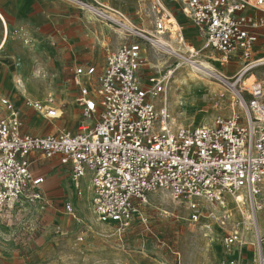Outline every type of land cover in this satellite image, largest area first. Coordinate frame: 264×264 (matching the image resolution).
<instances>
[{"label":"built area","instance_id":"built-area-1","mask_svg":"<svg viewBox=\"0 0 264 264\" xmlns=\"http://www.w3.org/2000/svg\"><path fill=\"white\" fill-rule=\"evenodd\" d=\"M72 1L115 29L123 41L108 52L100 69H74L80 109L74 132L23 133L14 103L0 99V212L22 199L47 204L44 177L35 175L32 166L56 157L69 166L77 197L82 196L81 180L87 179L91 211L100 224L125 230L148 196L160 192L186 205L189 222L206 232L213 226L221 230L227 254L218 264H249L250 256V264H264V236L255 219L264 193V77L247 89V100L237 94L239 112L199 127L176 126L171 117L166 95L173 71L161 74L154 67L153 74L142 78L146 49L154 58L173 56L178 61L174 70L199 63L203 52L217 54L226 66L239 62L241 72L263 68L264 0H146L149 31L134 26L115 7ZM172 6L197 30L199 49L184 42ZM166 40L175 41L177 48ZM27 104L44 119L61 117L52 96ZM245 203L255 234L253 253L229 210L216 211L233 205L243 215ZM64 209L71 213L69 204Z\"/></svg>","mask_w":264,"mask_h":264},{"label":"rangeland","instance_id":"rangeland-1","mask_svg":"<svg viewBox=\"0 0 264 264\" xmlns=\"http://www.w3.org/2000/svg\"><path fill=\"white\" fill-rule=\"evenodd\" d=\"M48 1L55 13L52 24H44L46 18L42 16V37H8L0 51V97L14 100L23 122L22 130L32 134H50L62 128L75 130L80 113L75 105L78 89L73 83V69L83 64L101 66L107 47L121 39L115 29L101 25L72 0ZM75 1L93 4V0ZM95 1L117 8L134 26L150 30L144 12L146 0ZM54 19L61 27L55 28ZM183 38L188 45L200 48L199 39ZM166 41L173 49L177 48L175 41ZM151 53L146 49L147 64L142 78L153 74L154 67L161 74L173 71L166 102L178 126H210L216 116L228 117L239 112L236 96L247 100V89L264 77V67H259L237 79L235 75L242 64L234 61L226 66L220 63L217 54L203 52L198 61L211 57L212 65L232 78L228 82L235 84L233 91L214 79L191 80V65L182 64L174 70L178 61L173 56L160 53L154 58ZM16 77L25 85V96L16 84ZM47 96H52L61 107L60 119L44 120L27 104L43 101ZM32 170L44 177L42 191L47 204H30L22 199L11 210L0 212V250L9 245L16 264H218L226 257L221 230L213 226L211 232H206L200 224L189 222L186 205L168 195L150 194L132 223L125 230H118L97 222L91 211L86 178L81 180L82 196H76L68 165L53 158L37 162ZM259 202L261 209L255 213V219L261 227L260 235L264 236V193ZM68 204L71 213L64 209ZM241 209L243 215L233 205L227 209L216 207L219 212L229 210L239 222L238 228L245 233L246 249L253 253L255 247L250 244H255V234L247 203ZM38 238L41 246L36 242Z\"/></svg>","mask_w":264,"mask_h":264},{"label":"crops","instance_id":"crops-1","mask_svg":"<svg viewBox=\"0 0 264 264\" xmlns=\"http://www.w3.org/2000/svg\"><path fill=\"white\" fill-rule=\"evenodd\" d=\"M47 2H49V1L48 0H0V51L2 50V48L4 47L6 42L8 41V37H42V16L46 18V21H44V24L47 22H51V24H52L51 18L54 16V13H55V10L53 11L52 6H50ZM170 9L173 12V14L175 15L176 23L178 24V26H180L182 28L183 37H195V40H197L199 37L198 32L191 25V23L177 11L176 7L172 6ZM48 18H49V20H48ZM57 22H58V20L54 19L55 28L57 26L61 27V25H57L58 24ZM97 22L101 23L100 21H97ZM101 25L109 27L108 25H106L104 23H101ZM189 29H191V30H189ZM116 36L121 38L120 42L114 44L111 47H107V49L105 51L106 52L105 60H106V56H107L108 52L115 50L117 48V46L123 41L122 35H120L118 33V35H116ZM104 64H105V61L101 66H96V65H91V64H83L81 66H94L97 69H100ZM74 69H73V73H74ZM17 78H19V77H16L15 81ZM73 78H74V76L72 75V79ZM73 83H74V80H73ZM24 87H25V85H24ZM22 94H23V96H25L26 92L25 93L23 92ZM77 97L75 98V101H76ZM1 98L9 99L11 102L14 103L15 107L18 109V107L16 106V103L14 102V100L12 98L5 97V96H1L0 99ZM36 101L37 102H44L45 99L43 101H38V100H36ZM75 105L77 106V108H79L78 105L76 104V102H75ZM55 107L60 110L61 116H62L63 111L61 110V107L58 106L56 103H55ZM78 111L80 113V109ZM20 118H21V116H20ZM42 118H43V116H42ZM44 120L50 121L51 119H44ZM54 120H56V119H54ZM21 121H22V119H21ZM79 122H80V120L78 121V123ZM78 123H77V125H78ZM77 125H76V127H77ZM22 128H23V122H22ZM62 129H64V128H62ZM58 130H60V129H57L56 132ZM65 130L70 131V132L75 131V130L71 131L68 128H66ZM22 132L23 133H29V132H24L23 130H22ZM56 132H54V133H56ZM29 134H32V133H29ZM50 134H53V133H50ZM32 135L40 136V135H48V134L42 133V134H32ZM42 160H47V159H42ZM42 160L36 161L34 163V165L37 162H40ZM48 160H50V159H48ZM40 239L38 238L36 241L39 246L42 245V242ZM0 264H16L14 251L9 245H4V247H2V249L0 250Z\"/></svg>","mask_w":264,"mask_h":264},{"label":"bare ground","instance_id":"bare-ground-1","mask_svg":"<svg viewBox=\"0 0 264 264\" xmlns=\"http://www.w3.org/2000/svg\"><path fill=\"white\" fill-rule=\"evenodd\" d=\"M212 62H213L212 58L207 56V61H200L199 63H196V64L190 63L189 65H191V66H190L189 79L194 80V81H199V79L201 81H205L207 79H214V80H217L219 82L225 83L226 85L229 86V88H231L234 91L235 90L234 89L235 84L228 82L232 78H229L226 74H224L218 68H216L214 65H212ZM246 73L247 72H241V70H238L236 72L235 77L239 79L240 77H244V75ZM172 74H173V72H171L170 76H172ZM16 84L18 85V88L21 90V92L25 93L24 84L20 79L16 80ZM176 126H178V125H176ZM239 200H241L240 196H239ZM253 218H254V216H253ZM256 225H257V229L261 233V227H260L258 220L256 222Z\"/></svg>","mask_w":264,"mask_h":264}]
</instances>
